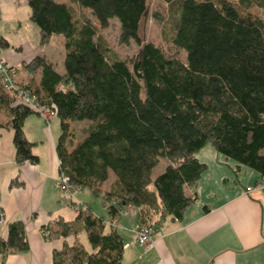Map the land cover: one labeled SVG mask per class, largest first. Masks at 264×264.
I'll use <instances>...</instances> for the list:
<instances>
[{"label":"trees","instance_id":"obj_1","mask_svg":"<svg viewBox=\"0 0 264 264\" xmlns=\"http://www.w3.org/2000/svg\"><path fill=\"white\" fill-rule=\"evenodd\" d=\"M67 1L27 0L41 47L54 35L65 37L66 73L40 55L22 63L32 75L40 72L37 82L20 84L6 61L7 74L0 70V113L9 116L0 128L13 130L19 164L39 160L24 121L42 112L22 99L20 90L28 89L40 109L60 119V171L74 188L102 198L112 218L133 206L138 226L181 219L197 198L189 190L207 169L198 159L206 145L264 177V0H164L185 62L144 39L151 0ZM111 19L120 21L121 42L139 46L130 60L119 59L101 33ZM1 44L10 46L5 38ZM79 122L89 125L74 142ZM161 158L168 164L154 178ZM110 171L117 179L107 190ZM88 209L72 222L59 219L53 232L44 228L50 238L76 237L73 246L53 251V264H121L122 234ZM81 231L91 250L78 242ZM27 236L25 223H9L0 255L28 250Z\"/></svg>","mask_w":264,"mask_h":264},{"label":"crops","instance_id":"obj_2","mask_svg":"<svg viewBox=\"0 0 264 264\" xmlns=\"http://www.w3.org/2000/svg\"><path fill=\"white\" fill-rule=\"evenodd\" d=\"M10 4L28 8L27 0H0V14ZM39 43L40 38L36 43H9V48H0V57L14 66V76L20 84L40 80V72L32 75L22 69L23 62L29 63L37 55L45 56L60 74L66 73L65 49L58 56L55 52L40 54L46 46ZM19 47L21 50H17ZM8 119L2 111L0 121ZM61 129L58 116L49 124L36 113L26 118L25 134L35 143L33 152L39 160L36 164H19L13 130L0 128V241L7 238L9 223L21 221L25 223L29 245L28 250L6 258L0 255L2 264H53L54 250H62L64 243L73 246L76 242L74 235L50 238L57 229L56 221L62 218L72 222L78 217L74 207L82 201L76 193L70 199L58 185L60 158L56 144ZM198 159L206 163L207 169L189 190L197 198L181 219L164 220L166 229L158 233L154 244L147 246L135 240L136 208L127 206L116 215V229L125 242L121 264H264V177L247 166L238 168L236 161L219 154L211 145L201 149ZM87 205L104 220H113L103 202L100 213ZM50 225L51 232L45 231ZM78 242L91 250L87 232L81 231Z\"/></svg>","mask_w":264,"mask_h":264},{"label":"rangeland","instance_id":"obj_3","mask_svg":"<svg viewBox=\"0 0 264 264\" xmlns=\"http://www.w3.org/2000/svg\"><path fill=\"white\" fill-rule=\"evenodd\" d=\"M150 8L151 12L148 18L149 20L146 22L144 28V39L148 42L155 43V45L165 52L166 55L172 57L176 56L181 61L185 62L186 52L173 44V30L171 29L172 18H170L167 4L164 0H151ZM72 9L74 11V18L76 20L82 19L78 6L74 4ZM87 16L94 21V17L90 11L87 12ZM120 27V21L117 19H111L108 28L102 29L101 33L119 59L130 60L131 57L137 54L139 46L133 40H131L129 44L121 42ZM2 38H5L8 43H11V45L16 46H20L23 42L36 43L38 41L40 38L39 27L30 19L29 6L27 8L22 5L18 6V4H10L8 7L2 8L0 14V48L2 47ZM64 39L65 37L63 35H54L46 47L43 50H40V54H43L46 51L52 53L55 52L56 56H58L60 51L65 49L63 45ZM88 125L89 123L86 122L75 124L73 129L75 133L74 142L78 141L85 135ZM167 164V160L161 158L159 165L153 171V177H158V175L165 170ZM109 175V180L103 185L107 190L112 189L115 179H117V175L112 171L109 172ZM75 193L79 194L78 198L84 201L83 203L89 204L92 209H95L99 213L103 212L102 198L93 194L89 189H84L82 191L77 190L74 194ZM73 195L68 194V197L71 199V196Z\"/></svg>","mask_w":264,"mask_h":264},{"label":"built area","instance_id":"obj_4","mask_svg":"<svg viewBox=\"0 0 264 264\" xmlns=\"http://www.w3.org/2000/svg\"><path fill=\"white\" fill-rule=\"evenodd\" d=\"M5 59H3L2 57H0V70L7 74L8 70L7 67L4 65L5 63ZM7 62V61H6ZM9 64V63H7ZM10 65V64H9ZM6 80L12 82L13 80L10 79L9 76H6ZM21 92V97L24 100V102H26L27 104H29L33 109H37L40 112H42V117L44 118L45 122H47L49 124V122L51 121V119L57 117V113L49 110V109H40L39 107V101L38 98L36 96V94H32L31 91H29L28 89H22L20 90ZM58 185L59 188H62L64 192L73 195L74 192H76L77 190L79 191L78 188H74L71 184V178L68 177L67 175L64 174L63 171L59 170V174H58ZM74 209L78 212V214L83 213L88 211V205L83 203V202H76L75 203V207ZM112 221L107 222V224L112 225L114 228H117L118 226V220L115 219V217L112 218ZM165 228V223L161 222V224H157V225H139L136 226L135 228V240L138 241V243L143 244V245H147L150 246L152 244H154V242L156 241V236L158 235V233H160L161 231H164Z\"/></svg>","mask_w":264,"mask_h":264}]
</instances>
